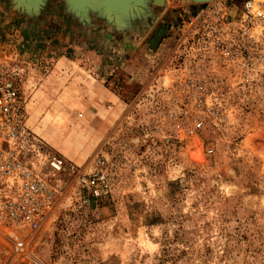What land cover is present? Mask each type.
Listing matches in <instances>:
<instances>
[{
    "label": "rangeland",
    "instance_id": "rangeland-1",
    "mask_svg": "<svg viewBox=\"0 0 264 264\" xmlns=\"http://www.w3.org/2000/svg\"><path fill=\"white\" fill-rule=\"evenodd\" d=\"M204 4L141 0L105 21L96 11L73 17L63 0L32 17L0 0V57L28 64L26 98L34 89L51 93L53 105L66 99L77 75H56L58 61L91 59L93 50L120 98L112 127H91L75 95L62 104L70 117L54 121L60 127H41L67 162L88 167L105 157L114 186L98 206L68 201L33 234L31 264H264V100L246 101L223 127L178 121L182 76L169 57L171 31Z\"/></svg>",
    "mask_w": 264,
    "mask_h": 264
},
{
    "label": "built area",
    "instance_id": "built-area-1",
    "mask_svg": "<svg viewBox=\"0 0 264 264\" xmlns=\"http://www.w3.org/2000/svg\"><path fill=\"white\" fill-rule=\"evenodd\" d=\"M171 33L169 57L182 76L178 121L223 127L246 101L264 100L263 0H211ZM28 79L18 55L0 57V264H31L33 234L68 201L98 206L113 193L105 157L88 167L67 162L29 126Z\"/></svg>",
    "mask_w": 264,
    "mask_h": 264
},
{
    "label": "crops",
    "instance_id": "crops-1",
    "mask_svg": "<svg viewBox=\"0 0 264 264\" xmlns=\"http://www.w3.org/2000/svg\"><path fill=\"white\" fill-rule=\"evenodd\" d=\"M96 52V50L91 51V59H85L84 57L87 55L82 54L84 57L81 59L58 61L54 69L56 75L63 76L66 74L69 76L74 70L77 75L74 81L70 82L68 84L69 86L65 87L68 100L67 98L62 99L64 97V94H62L58 99L53 100V105L50 100L51 93L41 96L38 91L34 92V89H30L31 95L26 98V108L29 117L28 124L30 127H60L58 123L54 121L61 115L70 117L68 110L64 109L62 104L65 103L70 107L73 104L72 96L74 95L81 100L82 105L87 109L84 119L91 116V127H101L100 121L102 120H107L108 127L113 126L115 113L110 109L114 108V104L119 101L120 98L113 90L107 87L106 81L110 79L111 72H105L107 67L101 61L94 59ZM64 78H66V76ZM60 82L61 80H58L57 87L53 89L57 91ZM105 103H108L109 110L106 109ZM34 128L33 130L37 133ZM62 147L67 150L63 145ZM63 148L61 149V147H59L60 150L64 151ZM66 153L70 156L74 154L69 150L68 152L66 151Z\"/></svg>",
    "mask_w": 264,
    "mask_h": 264
},
{
    "label": "water",
    "instance_id": "water-1",
    "mask_svg": "<svg viewBox=\"0 0 264 264\" xmlns=\"http://www.w3.org/2000/svg\"><path fill=\"white\" fill-rule=\"evenodd\" d=\"M9 1V5L11 7V12H15L18 15H26L28 17H32L33 15H36L37 13H39L40 11H42L41 9L44 7V3L47 0H34L37 4H41L40 8L35 9L32 7L33 2H31L32 0H8ZM69 3L76 9H84L86 8L91 2H93L94 0H68ZM141 1V0H102L103 6L107 9V11L113 13L112 16L120 14L121 16H124V14L128 13V12H132L133 10L136 9V5L137 3ZM211 0H193V2L196 3H206L209 2ZM18 2L20 3H24L27 2L28 5H23L20 6V4H18ZM70 11V10H69ZM71 16L77 18L78 16H76V14L74 13H70ZM110 15V13H106L105 16L101 15L102 19L108 20L112 17ZM163 33L162 35L159 36V42L161 41L162 37H163ZM158 42V41H157Z\"/></svg>",
    "mask_w": 264,
    "mask_h": 264
},
{
    "label": "trees",
    "instance_id": "trees-1",
    "mask_svg": "<svg viewBox=\"0 0 264 264\" xmlns=\"http://www.w3.org/2000/svg\"><path fill=\"white\" fill-rule=\"evenodd\" d=\"M31 2H33L32 7L35 9L40 8L41 4H37L34 0H32ZM49 0H47L44 4V7L41 9L42 11L46 10V7L48 6ZM64 6H67L69 8L70 13H74L76 14V16H80V15H84L86 13H92L93 11H96L97 13H99L100 15L105 16L106 13H110V15L112 16L113 13L107 11V9L103 6L102 0H94L93 2H91L86 8L84 9H76L74 8L68 0H63ZM18 4H20V6L23 5H28L27 2H24L23 4L18 2ZM40 5V6H39Z\"/></svg>",
    "mask_w": 264,
    "mask_h": 264
},
{
    "label": "bare ground",
    "instance_id": "bare-ground-1",
    "mask_svg": "<svg viewBox=\"0 0 264 264\" xmlns=\"http://www.w3.org/2000/svg\"><path fill=\"white\" fill-rule=\"evenodd\" d=\"M37 131L39 132V134L45 138H49V134L48 132H46L45 130H43L41 127H37Z\"/></svg>",
    "mask_w": 264,
    "mask_h": 264
},
{
    "label": "flooded vegetation",
    "instance_id": "flooded-vegetation-1",
    "mask_svg": "<svg viewBox=\"0 0 264 264\" xmlns=\"http://www.w3.org/2000/svg\"><path fill=\"white\" fill-rule=\"evenodd\" d=\"M163 30L165 31V29H163ZM163 30H162V32H164ZM166 30L168 31V29H166Z\"/></svg>",
    "mask_w": 264,
    "mask_h": 264
}]
</instances>
